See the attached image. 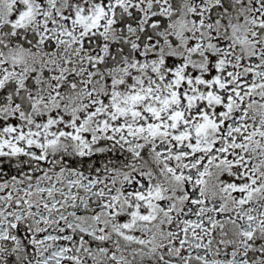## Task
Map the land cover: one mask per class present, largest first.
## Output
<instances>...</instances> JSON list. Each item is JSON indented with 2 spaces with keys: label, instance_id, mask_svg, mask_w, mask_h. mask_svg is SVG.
<instances>
[{
  "label": "snow or ice",
  "instance_id": "6c2138e0",
  "mask_svg": "<svg viewBox=\"0 0 264 264\" xmlns=\"http://www.w3.org/2000/svg\"><path fill=\"white\" fill-rule=\"evenodd\" d=\"M0 264H264V0H0Z\"/></svg>",
  "mask_w": 264,
  "mask_h": 264
}]
</instances>
